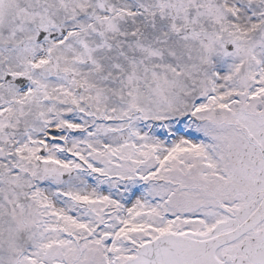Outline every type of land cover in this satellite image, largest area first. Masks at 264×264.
<instances>
[{"label": "snow or ice", "instance_id": "1", "mask_svg": "<svg viewBox=\"0 0 264 264\" xmlns=\"http://www.w3.org/2000/svg\"><path fill=\"white\" fill-rule=\"evenodd\" d=\"M0 264H264V0H0Z\"/></svg>", "mask_w": 264, "mask_h": 264}]
</instances>
